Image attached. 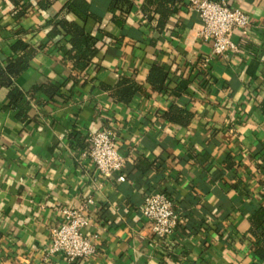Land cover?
Masks as SVG:
<instances>
[{"label":"crops","instance_id":"obj_1","mask_svg":"<svg viewBox=\"0 0 264 264\" xmlns=\"http://www.w3.org/2000/svg\"><path fill=\"white\" fill-rule=\"evenodd\" d=\"M87 1L101 22L67 13L69 0H0V65L23 41L34 55L16 85L57 87L29 97L21 115L10 88L0 89V264H264L250 222L264 205V0H230L253 27L246 39L232 36L238 51L228 57L213 54L187 0L161 31L143 12L146 0H134L126 17L110 11L112 0ZM65 17L98 38L86 71L63 51L72 47L59 26ZM154 65L169 73L165 92L148 82ZM124 77L145 88L128 104L104 88ZM173 104L193 113L188 124L165 117ZM104 128L127 159L110 178L83 156ZM153 192L167 193L181 213L163 240L142 211ZM84 204L98 251L71 263L50 252V231L64 207Z\"/></svg>","mask_w":264,"mask_h":264},{"label":"built area","instance_id":"obj_2","mask_svg":"<svg viewBox=\"0 0 264 264\" xmlns=\"http://www.w3.org/2000/svg\"><path fill=\"white\" fill-rule=\"evenodd\" d=\"M191 9L202 21L201 36L212 43L213 54L228 57L229 52L238 51L232 36L239 33L243 39L249 37L253 21L241 8L231 4L230 0H187ZM210 59H206L208 63ZM90 147L83 156L90 157L105 178H110L122 171L126 157L117 144V134L110 128H104L89 136ZM125 181V176L119 177ZM91 201V200H90ZM144 216L151 223L154 235L163 240L177 229L181 213L177 210L174 199L164 192L149 193L142 207ZM62 218L51 231L50 252L75 263L94 257L98 247L96 236L88 235L90 225L89 208L86 204L78 207H64Z\"/></svg>","mask_w":264,"mask_h":264},{"label":"trees","instance_id":"obj_3","mask_svg":"<svg viewBox=\"0 0 264 264\" xmlns=\"http://www.w3.org/2000/svg\"><path fill=\"white\" fill-rule=\"evenodd\" d=\"M16 5L20 0H13ZM179 0H146L143 6V12L150 23L156 22V27L163 30L173 13L174 6ZM134 8V0H112L110 11H120L125 17L129 15ZM67 13H73L84 23L90 18L102 21V17L92 10V5L87 0H69L66 4ZM21 15V14H20ZM115 22L123 27L125 18L116 16ZM59 26L66 32L72 44L71 48H63L66 56L70 58L75 67L80 71H86L93 63L98 54V38L91 35L85 25L76 21L69 20L67 17L59 22ZM57 33V32H56ZM55 35V33H54ZM13 50L17 54L6 67L0 65V89L9 87L10 105L18 109L19 114L27 113L31 107L30 98L36 93L43 92L48 96H54L57 87L53 84L36 85L30 91H24L16 85L15 79L30 68V62L34 55V50L29 48L23 41H18L13 45ZM169 73L163 66L154 65L148 76V82L158 92H165L168 87ZM111 92L112 97L123 103H130L134 97L145 91L144 86L138 84L133 79L122 78L116 87L104 86ZM165 117L180 125H186L193 118V113L185 108L173 104L165 114ZM251 234L258 242V256L264 260V205L256 208L251 215Z\"/></svg>","mask_w":264,"mask_h":264}]
</instances>
